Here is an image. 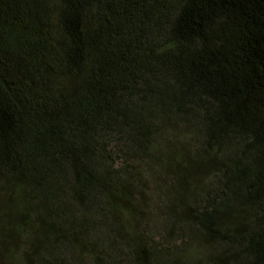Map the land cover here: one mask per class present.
<instances>
[{"label":"trees","instance_id":"16d2710c","mask_svg":"<svg viewBox=\"0 0 264 264\" xmlns=\"http://www.w3.org/2000/svg\"><path fill=\"white\" fill-rule=\"evenodd\" d=\"M0 264H264V0H0Z\"/></svg>","mask_w":264,"mask_h":264},{"label":"rangeland","instance_id":"374dc122","mask_svg":"<svg viewBox=\"0 0 264 264\" xmlns=\"http://www.w3.org/2000/svg\"><path fill=\"white\" fill-rule=\"evenodd\" d=\"M153 209V207H151Z\"/></svg>","mask_w":264,"mask_h":264}]
</instances>
